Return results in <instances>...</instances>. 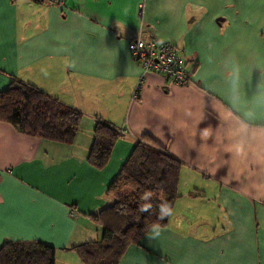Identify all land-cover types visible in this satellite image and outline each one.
Segmentation results:
<instances>
[{"label": "crops", "instance_id": "0c3cea01", "mask_svg": "<svg viewBox=\"0 0 264 264\" xmlns=\"http://www.w3.org/2000/svg\"><path fill=\"white\" fill-rule=\"evenodd\" d=\"M137 35L173 43L191 82L145 73ZM14 79L82 119L71 145L0 121V245L82 264L72 247L101 239L89 214L148 135L181 163L179 197L118 264H264V0H0V91ZM98 121L121 132L103 168L87 161Z\"/></svg>", "mask_w": 264, "mask_h": 264}, {"label": "trees", "instance_id": "16d2710c", "mask_svg": "<svg viewBox=\"0 0 264 264\" xmlns=\"http://www.w3.org/2000/svg\"><path fill=\"white\" fill-rule=\"evenodd\" d=\"M82 114L36 86L12 80L0 91V121L21 133L71 145L78 133ZM121 132L98 121L87 161L103 168ZM181 163L148 135H143L125 160L106 192L114 202L89 217L102 227L99 240L72 247L82 264H118L126 250L147 234L148 221L157 219L155 205L165 198L173 207L179 197ZM153 193L151 212L139 211L140 195ZM168 217L160 221L164 225ZM0 264H56L55 249L40 241L6 240L0 245Z\"/></svg>", "mask_w": 264, "mask_h": 264}, {"label": "built area", "instance_id": "2783aa9c", "mask_svg": "<svg viewBox=\"0 0 264 264\" xmlns=\"http://www.w3.org/2000/svg\"><path fill=\"white\" fill-rule=\"evenodd\" d=\"M34 1L54 2V0ZM128 49L145 73L159 72L177 85H187L191 82V72L184 65L180 51L173 43L165 40H145L137 35L128 41ZM135 96L137 95L135 94Z\"/></svg>", "mask_w": 264, "mask_h": 264}, {"label": "clouds", "instance_id": "9594fccd", "mask_svg": "<svg viewBox=\"0 0 264 264\" xmlns=\"http://www.w3.org/2000/svg\"><path fill=\"white\" fill-rule=\"evenodd\" d=\"M153 198V193L149 190H145L140 195L139 211H149L153 209V204L151 203ZM157 219L155 221H148L145 224L144 230L150 238H156L160 235L162 227L160 221L166 219L173 215V209L171 204L163 197L159 198V203L155 205Z\"/></svg>", "mask_w": 264, "mask_h": 264}]
</instances>
